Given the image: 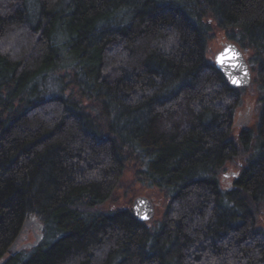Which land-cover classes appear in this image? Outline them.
<instances>
[{
  "label": "trees",
  "instance_id": "1",
  "mask_svg": "<svg viewBox=\"0 0 264 264\" xmlns=\"http://www.w3.org/2000/svg\"><path fill=\"white\" fill-rule=\"evenodd\" d=\"M214 25L256 75L237 136ZM129 170L161 219L102 209ZM263 217L264 0H0V264H264Z\"/></svg>",
  "mask_w": 264,
  "mask_h": 264
},
{
  "label": "rangeland",
  "instance_id": "2",
  "mask_svg": "<svg viewBox=\"0 0 264 264\" xmlns=\"http://www.w3.org/2000/svg\"><path fill=\"white\" fill-rule=\"evenodd\" d=\"M212 38L208 43L206 56L207 59L213 62L215 55L222 49V47L229 43L225 33L218 28L213 26ZM248 60L249 54L244 52ZM256 75L253 74V81ZM259 102L257 97L256 86L247 89L242 94V100L240 106L236 112V130L235 135L237 136L242 129L253 128L258 121L259 115ZM237 170L234 167H228L226 172L222 175V184L224 188H228L232 185L233 179ZM144 196L152 200L156 207L155 220L161 219L167 206V200L163 193L157 189H148L141 183L136 182L134 174L131 170L126 172L120 188L116 191L113 201L108 202L103 206L104 210H117L119 208H131L134 200L137 197ZM260 226L264 229V217L260 219ZM38 234L39 231H37ZM35 241L33 230H30L26 244H32Z\"/></svg>",
  "mask_w": 264,
  "mask_h": 264
},
{
  "label": "water",
  "instance_id": "3",
  "mask_svg": "<svg viewBox=\"0 0 264 264\" xmlns=\"http://www.w3.org/2000/svg\"><path fill=\"white\" fill-rule=\"evenodd\" d=\"M231 49L238 56V59L231 60L228 55V50ZM223 60V62H221ZM213 63L222 72L229 85L236 89H250L253 83V71L246 58L244 51L235 42H229L224 45L222 49L215 55ZM236 81V83H233ZM133 215L141 222H149L155 218L156 207L155 204L147 197H137L132 205ZM35 221L32 220L27 224V228L31 229ZM35 241L32 244H26L23 241V245L20 246L15 243L8 251L11 257L17 256V254L28 247H32L38 244L40 236L37 230L33 229Z\"/></svg>",
  "mask_w": 264,
  "mask_h": 264
},
{
  "label": "snow or ice",
  "instance_id": "4",
  "mask_svg": "<svg viewBox=\"0 0 264 264\" xmlns=\"http://www.w3.org/2000/svg\"><path fill=\"white\" fill-rule=\"evenodd\" d=\"M228 55H229L231 60L238 59V56L231 49L228 50ZM221 62H223V60ZM233 83H236V81H233Z\"/></svg>",
  "mask_w": 264,
  "mask_h": 264
}]
</instances>
